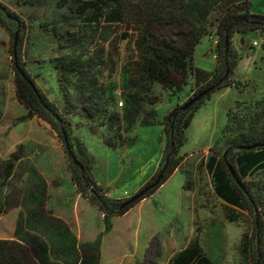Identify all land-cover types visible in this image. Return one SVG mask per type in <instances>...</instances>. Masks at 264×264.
I'll list each match as a JSON object with an SVG mask.
<instances>
[{"label":"rangeland","instance_id":"374dc122","mask_svg":"<svg viewBox=\"0 0 264 264\" xmlns=\"http://www.w3.org/2000/svg\"><path fill=\"white\" fill-rule=\"evenodd\" d=\"M0 1L24 22V26L19 29L15 20L6 19L13 34L0 26V76L7 78L6 83L2 82L1 85L8 83L6 97L0 99V157L6 158L18 144H23L22 151H19L22 158L15 162L14 175L2 190V196H6L8 202L0 215V238L8 236L18 216V222L31 233L46 238L51 248L62 237V243L67 248L61 255L53 257H59L60 264H72L68 246L73 238L54 221L69 220L75 230L76 203L83 202V199L99 210L76 189L71 181L72 170L85 168L106 196L123 200L135 194L152 176L156 180L166 162L163 147L167 136L163 132V118L174 106L197 97L193 96L196 85L191 77L186 78L187 84L181 90L168 91L159 84H150L149 89L142 90L145 100L140 113L126 128L124 109L119 104L124 92L119 84L122 67H129L136 58L133 30H126L123 25H96L86 18L77 17L70 11L73 0ZM250 1L254 12L264 14V0ZM16 32V55L38 87L68 121L72 151L82 164L81 167L78 163L72 164L65 152L62 137L48 122L36 115L21 119L27 110L18 104L14 93L13 40ZM124 32L129 34L127 38H122ZM152 32L166 39L179 40L171 28L154 27ZM252 35L250 41L241 34H233L232 37V47L241 58L238 60L241 62L240 67L233 75L234 80L240 83L239 87L222 89L204 102L187 129V141L175 156L172 172L149 195L160 188V201L153 204L160 210L158 221L162 220V223L158 224L155 221L157 218L154 219L155 227L150 235L148 228L143 226L138 233L134 229L130 234L127 230L118 231L116 240L111 238V225L110 230L97 237L100 239V251L115 250L119 246L120 235L124 233V250L129 251L134 247L144 249L143 257L138 258L136 264H166L170 254L197 238L202 250L211 257L212 264H260L262 256L257 250L254 217L246 210L233 208L217 197L211 176L204 168L210 154L229 155L233 152L230 145L236 120L246 118L248 121L255 109L264 106V32H252ZM216 39L217 35L214 34L201 40L195 47L197 53L193 56L194 64H201V54H215L212 60L217 62ZM253 41L257 44L254 45ZM212 47L214 53L210 51ZM240 47L242 51L237 52L235 48ZM75 55L89 61L87 73L97 82L93 88L94 97L97 99L103 94L100 103L107 107V114L115 112L119 115L120 121L116 120L112 127L102 117L88 118L82 110V99L77 90L86 94L90 88L83 76L87 74H80L84 67L77 66L79 72L72 75L60 66L65 58ZM173 78L179 83L183 79L179 74ZM227 91L230 92L225 95ZM154 96L158 98L156 103L146 102ZM230 104L234 109L231 113L233 120L223 132ZM57 124L59 128L63 127L58 121ZM172 145L173 142L169 149H172ZM28 156L42 159L38 177L28 165ZM2 167L3 164H0V174ZM42 182L46 183L43 189ZM34 188L43 192L45 190L43 211L36 208L42 206V198L30 197ZM76 193L79 194L77 201ZM123 215L111 217V223H118ZM95 218L99 219L98 214ZM131 219L134 223L135 220ZM93 242H77V245ZM153 242L157 248L151 249ZM82 252L90 256L94 254L92 246H86Z\"/></svg>","mask_w":264,"mask_h":264},{"label":"trees","instance_id":"16d2710c","mask_svg":"<svg viewBox=\"0 0 264 264\" xmlns=\"http://www.w3.org/2000/svg\"><path fill=\"white\" fill-rule=\"evenodd\" d=\"M73 1L70 11L77 17L86 18L88 22L96 25L103 24L102 26L105 27L123 25L126 30H133L136 58L131 61L129 67L127 65L122 67L119 84L124 92L123 100L120 102L124 109L126 128L140 113L141 105L145 100V93L142 90L149 89L150 84H159L168 91L181 90L187 84L186 78L191 77L196 85L193 96L202 94L189 107L184 106L193 98L174 106L164 116L163 132L167 136V142L163 151L165 158L168 159L167 167L160 183L148 188L137 201L123 206L125 200L106 196L102 187L96 184L85 168L72 170L71 178L76 189L87 196L103 214L104 233L111 228V217L123 215L167 179L176 163L175 156L187 141V129L195 112L204 102L222 89L233 85L239 87L240 83L233 78L240 59L232 47L233 34L264 32V14L252 11L250 0ZM6 19L15 20L19 29L24 26L22 19L0 1V26L13 34ZM154 27L171 28L176 32L179 40L155 35L152 32ZM214 34L217 35L215 44L217 62L213 71L209 72L197 67L193 56L196 51L195 47L201 40ZM128 36L129 34L124 32L122 38ZM18 39L20 40V37ZM60 66L72 75L79 72L77 66L84 67L80 74H87L86 77L84 74L83 76L90 86L89 92L85 94L77 90V93L82 99L81 108L88 118L102 117L109 127H112V124L117 122L116 120L120 121L119 115L115 112L107 114V107L100 103L103 94H100L97 99L94 97L93 88L97 82L87 73L89 72V69L86 70L89 67V61L75 55L65 58ZM13 69L17 100L27 110L21 119H29L36 115L48 122L62 137L65 152L72 164L78 163L81 167L82 164L73 154L68 121L63 113L38 87L30 73L20 63L17 55L16 59L13 57ZM175 74L182 76L181 83L174 80ZM157 101V96H154L148 98L146 102L154 104ZM232 110L234 109L230 107L226 112L223 132L231 125ZM250 116L248 121L246 118L236 120L237 123L233 129L235 134L230 145L233 152L229 155L210 154L204 163V168L211 176L213 191L217 197L233 208L246 210L254 217L253 228L257 233V250L262 256L260 264H264V176L262 175L264 173V144H261L264 143V106L255 109ZM56 120L62 124V128L58 127ZM171 142L174 145L172 149H169ZM251 145L255 147L247 148ZM22 149L23 144H18L6 158L0 157V164H3L0 174V178L2 176L0 215L5 211L8 202L7 197L2 196V190L14 175L15 162L22 158L19 153ZM154 181L155 177L152 176L137 192L149 187ZM54 222L62 223L57 219ZM63 229L73 238L68 246V251L72 254V264H98L100 239L92 244L86 243L78 246L73 234L65 226ZM62 240L64 239L60 237L59 243L51 248L46 238L31 233L19 221L14 238H0V264H60V258H54L53 255H61V252L67 248ZM86 246L93 247V255L82 252ZM150 247L151 249L157 248V244L153 242ZM168 264H212V259L202 250L199 240L193 238L171 257Z\"/></svg>","mask_w":264,"mask_h":264},{"label":"crops","instance_id":"0c3cea01","mask_svg":"<svg viewBox=\"0 0 264 264\" xmlns=\"http://www.w3.org/2000/svg\"><path fill=\"white\" fill-rule=\"evenodd\" d=\"M253 33H256V32H253ZM243 35L248 38V41H250L253 38L252 32H250L248 34H243ZM235 49L237 50V52L242 51L241 47L238 49L237 48H235ZM210 51L212 53H214V48L210 49ZM196 53L197 52H195L194 56H196ZM201 56H202L201 64L197 65L195 63V65L201 69L212 72L216 66V62H214L212 60V58L216 57L215 54L214 55L213 54L212 55L211 54H201ZM240 64H241V62L238 61L236 69H238L240 67ZM6 81H7V78L0 76V99H1V97H6V88H7L8 83L6 85H4V84L1 85L2 82L6 83ZM13 84H14V80H13ZM233 87H235V86L234 85L230 86L227 88V90H232ZM229 92L230 91H227V93H225V95L226 94L228 95ZM14 93H15V84H14ZM15 96H16V94H15ZM16 99H17V97H16ZM0 104H1V102H0ZM18 104H20L22 106V108L25 110V107L19 101H18ZM203 106L204 105H202L199 109H201ZM231 106H232V104H230L227 109H229ZM0 107H2V104ZM196 112H195V114H196ZM194 117H195V115H194ZM194 117H193V119H194ZM40 160H42V159L39 157L28 156V161H27L28 165L30 166L32 173H34V175L37 177L39 175L38 173H40V171H38V169L40 167ZM42 168H44V167H42ZM37 181H38V179H37ZM71 181H72V179H71ZM72 183H73V181H72ZM44 185H46V183L42 182V185H41L42 189L45 187ZM159 192H160V188L157 189V192L153 193L151 196H149L147 199H145L141 203H137L135 205V207H131V209L123 215V218L121 219V221H119L116 224H115V222H113L112 223L111 238L113 240H116L118 235H119L118 231L127 230L128 234H130V233H132V231L135 230L138 233V232H140V228L142 226L144 228H148L147 230L149 231V235H150V232H152L153 228L155 227L153 224L154 219L157 218L155 221H157L158 224L162 223V220L158 221L159 220L158 217L160 215V210L158 208H155V205L153 204V202H155V201H158V200L160 201V199L158 197V195L160 194ZM30 197H32L34 199L36 197L42 198L41 202H40V203H42V206L36 207L39 211L42 210V208L44 207L45 199H46L45 190L43 192V190L41 191V190H39V188H37V189L34 188L31 191ZM75 197H76L75 200L77 201V198H79V194L76 193ZM82 201L83 202L79 201L80 203L79 202L76 203V219H75V223H73L75 230L72 228V225L70 224L71 222L69 220L62 219V221H61L62 223L56 222V224L61 229H63V227L65 226L71 234H74V232L76 231L77 233L73 235V236H75L74 238H75L76 243L77 242H89V241L93 242L104 231L103 215L90 202H87V200H85V199H83ZM47 203H48L49 207L51 208L52 206H51L50 202L48 201ZM161 203H162V201H161ZM97 214L99 216V219L95 220L96 219L95 216H97ZM131 218H133L135 220L134 223H132ZM163 218L165 219L166 217L164 216ZM17 220H18V216L16 218L15 225L12 227V229L11 228L9 229V234L4 239H10V238H13L16 236V227H17V222H18ZM122 222H124V223H122ZM145 223H147V224H145ZM149 228H152V230H150ZM120 236L121 237H120L119 246H117V248H115V250H113L111 252H104L103 250H101V251L99 250V262H98V264H121V263H123V264H136L137 259L138 258L141 259L143 257L144 249L140 250V249H137L134 247V249L129 250V251L127 249L124 250L123 246H125V244H123V242L126 241L125 240L126 238L123 237L124 233H122ZM186 245L182 246L178 250L182 249ZM128 246L129 245L127 244V247ZM178 250H176L175 252H173L172 254H170L166 258V261H165L166 264H168L171 257H173V255ZM129 254H131V256H128ZM136 254H137V257H136Z\"/></svg>","mask_w":264,"mask_h":264},{"label":"water","instance_id":"95a60500","mask_svg":"<svg viewBox=\"0 0 264 264\" xmlns=\"http://www.w3.org/2000/svg\"><path fill=\"white\" fill-rule=\"evenodd\" d=\"M17 37H18V34H17V32H16V33L14 34V40H13V56H14V59H16ZM15 63H16V62H15ZM201 95H202V94H200V95H198L197 97L193 98L192 100L188 101V103H187L184 107H185V108L189 107V106H190L195 100L199 99V98L201 97ZM261 144H264V143H261ZM261 144H257V145H261ZM253 147H255V145H251V146H249V147H247V148H253ZM167 161H168V159H166V162H165L164 166L161 168V170H160L158 176L156 177V180H155V181H154L149 187H147V188H145L144 190H141V191H139V192L133 194L131 197H129L128 199H126V200L124 201V203H123V206H126V205H128V204H131V203L137 201V200L143 195V193H144L146 190H148V188H150V187H152V186H154V185H157V184L161 181V179H162V177H163V173H164V171H165V169H166V167H167Z\"/></svg>","mask_w":264,"mask_h":264},{"label":"built area","instance_id":"2783aa9c","mask_svg":"<svg viewBox=\"0 0 264 264\" xmlns=\"http://www.w3.org/2000/svg\"><path fill=\"white\" fill-rule=\"evenodd\" d=\"M254 45H256L257 44V42L256 41H253L252 42ZM119 104L121 105L122 103L121 102H119Z\"/></svg>","mask_w":264,"mask_h":264}]
</instances>
